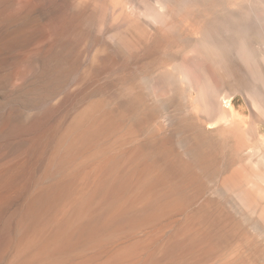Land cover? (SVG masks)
Listing matches in <instances>:
<instances>
[{
	"label": "rangeland",
	"instance_id": "rangeland-1",
	"mask_svg": "<svg viewBox=\"0 0 264 264\" xmlns=\"http://www.w3.org/2000/svg\"><path fill=\"white\" fill-rule=\"evenodd\" d=\"M237 1L229 0L219 11L213 9L218 4L194 0H0V264L15 260L14 250L4 242L16 233L17 215L28 194L50 182L41 175L43 159L58 135L91 106L118 114L122 103L137 93L143 94L148 109L155 107V119L137 136H127L126 147L154 133L177 140L183 132L190 134V120L206 124V136L221 142V163L205 178L203 191L194 195L193 209L207 207L230 231L222 251L204 264H239V258L245 264H264V198H253L264 188V115L248 93L253 77L246 67L228 62V77L216 99L224 110L222 94L230 95L233 114L243 123L245 131L229 138L237 143L236 154L223 143L228 124L208 113L203 102L196 109V92L183 79L194 56L198 26L211 17V22L229 23L247 20L250 13L258 19L264 9V0ZM253 46L264 54L262 42ZM165 70L174 74L175 93L184 90L185 95H155L157 76ZM237 169L242 176L236 178ZM227 181L242 184L245 200Z\"/></svg>",
	"mask_w": 264,
	"mask_h": 264
},
{
	"label": "bare ground",
	"instance_id": "bare-ground-1",
	"mask_svg": "<svg viewBox=\"0 0 264 264\" xmlns=\"http://www.w3.org/2000/svg\"><path fill=\"white\" fill-rule=\"evenodd\" d=\"M194 1L218 4L213 9L219 11L229 3ZM213 13L216 18L218 12ZM254 16L249 13L247 20L233 19L229 23L211 22L210 16L209 22L198 26L194 56L183 78L196 92L191 97L196 109L203 102L208 113L228 124V139L223 143L226 149L232 146L235 154L239 153L235 139L245 131L243 123L233 114L230 95L222 94L227 106L224 110L216 99L228 72L227 63L235 62L251 73L253 86L248 93L252 105L264 115V54L253 46L255 42L264 45V9L258 19ZM218 17L223 15L219 13ZM172 75L167 70L158 74L155 95L185 92L175 93L178 90ZM144 100L143 94L137 93L120 105L118 114L99 112L97 106H91L75 125L58 135L59 141L44 157L46 161L43 159L46 168L42 166L41 175L50 182L28 194L17 215L16 233L4 238L6 247L15 252L12 264H204L220 252L230 230L224 229L223 219L213 217L207 207L193 209L194 195L203 191L205 178L221 163L220 141L206 136L208 129L200 118L202 125L190 120V134L183 132L177 140L154 133L126 147V138L137 136L155 119V107L148 109ZM237 171L236 178L242 176ZM226 185L244 199L242 184L227 181ZM257 197L264 198V188L253 194ZM244 261L239 258L236 263Z\"/></svg>",
	"mask_w": 264,
	"mask_h": 264
}]
</instances>
